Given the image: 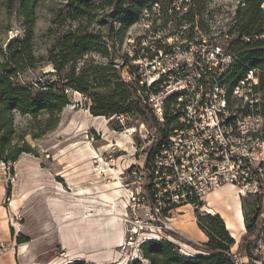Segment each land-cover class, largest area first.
Here are the masks:
<instances>
[{"label":"rangeland","instance_id":"rangeland-1","mask_svg":"<svg viewBox=\"0 0 264 264\" xmlns=\"http://www.w3.org/2000/svg\"><path fill=\"white\" fill-rule=\"evenodd\" d=\"M20 1L0 0V71L6 62L9 45L24 35ZM161 1L169 8L168 4L173 2L178 11V22L173 19L165 28L162 27L165 14L162 13L163 4H159ZM194 1L157 0L154 4L138 8L137 17L129 24H122L123 19L115 15V0H91L94 12L86 19H77L73 10L76 7L75 0H37L34 7V55L38 60L47 59L49 52L57 47L58 40L64 34L81 30L80 35L94 37L95 43L107 48L109 53L107 58L92 54L85 60L92 58L97 63L106 64L113 61L127 84H132L128 83V78L133 80L139 73L135 67L136 61H151L156 55L160 56V52L167 55L169 63L193 74L199 58L201 66H208V61L211 62L220 49L223 56L229 57L228 65L224 68L227 75L237 62V54L229 50V45L235 39L232 33L235 32L236 12L246 0ZM184 3L186 6L182 8ZM191 11L195 14L194 21L191 24L180 23L179 20ZM177 23L180 25L176 26ZM159 44L162 49L158 51ZM54 71L51 65L45 63L28 71L23 79L33 81ZM251 72L258 82L259 105L264 117V90H261L264 72L249 71L246 77ZM20 78L22 80V75ZM43 80L46 82L50 78ZM223 83L230 87L226 79ZM68 95L71 104L64 109L58 128L38 140L30 136L26 138L34 153L22 155L12 165L0 163V264H23L24 261L28 264H74L80 262L78 256L98 261L99 264H106L104 261L109 259L117 260L118 264H129L136 258L142 264H149L140 257V248L145 242L139 243V248L127 245V231L131 229L127 190L133 181L130 173L143 165L147 158L150 159L149 154L146 156L149 142L154 137H161L157 124L152 118L137 114L110 119L94 117L90 113L91 102L87 97L72 90L68 91ZM127 123L123 131L114 130ZM30 124L29 118L15 115V126L20 134L25 133ZM221 189L224 190L221 197H218V193L214 197L205 198L207 204L202 202L204 206L198 209L199 213L210 214L206 209L214 211L216 215L221 211L227 212L235 230L240 225L244 226L231 247L232 257L239 256L246 264H252V260L264 264V178L261 193L255 197H244L230 185ZM116 192L120 193L116 195V203L104 208L101 205L103 195L113 196ZM44 196L46 201L61 203L52 207L50 202L48 204L42 200ZM39 199L42 210L40 205L37 208L27 207L29 202ZM237 200L241 204L243 219L238 216L239 205L235 207ZM81 201L96 204L87 203L89 209L86 210L79 207ZM73 205L76 207L73 208ZM181 210L173 220V230L167 235V240L176 245L179 253L184 256H205L196 250L203 247L199 241L204 234L195 226L197 210L192 207H183ZM254 210L256 213H249ZM39 212L46 214L44 220L49 218L53 222L51 229L45 230L36 223ZM180 215L185 217L179 218ZM257 216V222L253 223ZM113 219H117L114 224L116 229L110 231L108 226H111ZM180 220L187 222L184 224V233L181 225H176L180 224ZM246 222L248 226H253L250 233L247 232ZM70 226H77L78 230L86 227L94 236L84 253L79 251L77 239L73 244L70 243ZM120 233H123L121 243L117 238ZM182 234L198 242L193 243ZM246 239L250 243L248 249L244 245ZM105 240H108V245L113 244L105 246ZM23 246L28 247V256L23 254ZM248 252L252 258L247 256Z\"/></svg>","mask_w":264,"mask_h":264},{"label":"built area","instance_id":"built-area-1","mask_svg":"<svg viewBox=\"0 0 264 264\" xmlns=\"http://www.w3.org/2000/svg\"><path fill=\"white\" fill-rule=\"evenodd\" d=\"M166 59L160 52L151 61H136L139 73L127 80L161 136L149 142L150 159L130 173L127 245L138 248L146 241L167 240L183 207L198 210L209 194L226 185L244 197L258 196L264 178V117L253 73L231 90L223 83L229 57L220 49L208 66H201L199 58L193 74ZM233 260L246 264L236 255Z\"/></svg>","mask_w":264,"mask_h":264},{"label":"trees","instance_id":"trees-1","mask_svg":"<svg viewBox=\"0 0 264 264\" xmlns=\"http://www.w3.org/2000/svg\"><path fill=\"white\" fill-rule=\"evenodd\" d=\"M115 1L117 13L115 15L123 19L122 24H129L137 17L138 8L154 4L157 0ZM75 2L76 7H73V10L77 19L92 16L94 6L91 0H75ZM263 2V0H246L236 12L235 32L232 33L235 39L229 45V50L237 54V62L233 65L234 69L232 67L225 77L231 90L239 81L246 78L249 71L264 72ZM36 3L37 0L20 1L24 35L9 45L6 62L0 71V163L12 165L18 162L22 155L33 154L34 151L26 138L30 136L33 140H38L58 128L64 109L71 104L68 95L70 90L90 100V113L94 117L110 119L137 114L155 120L147 106L143 104L142 98L136 93L135 86L123 81L113 61L106 64L97 63L92 58L85 60L92 54L107 58L109 53L107 48L99 47L95 43L94 37L80 35L81 30L64 34L58 40L57 47L49 52L48 58L38 60L33 51ZM110 3L113 5L112 2ZM159 4L162 5L163 2ZM173 4V2L168 4L170 8L162 5V13L165 14L162 19L164 28L173 19L178 22L176 18L178 11ZM184 6L185 3L181 5L182 8ZM194 17L195 14L191 11L179 22L191 24ZM161 49L162 46L159 44L157 50ZM44 62L55 70L42 76L50 80L45 82L43 78L33 81L23 79L28 71L44 65ZM157 89L155 85L153 90ZM261 90H264V74L261 77ZM16 114L31 121L25 133L20 134L15 126ZM126 125L128 126V123L115 127L114 130L121 132ZM150 152L151 150L149 155ZM203 206L204 204H201V207ZM244 211L247 215L246 209ZM253 212L255 210L249 211L250 214ZM196 219L198 228L208 240L203 247H198L196 250L204 253L205 256L189 258L180 254L178 247L172 242L162 240L145 242L140 248V257L149 264H235L231 255V247L235 244V240L231 237L223 219L219 215H202L199 210L196 211ZM257 219L258 216L253 219V223L257 222ZM246 223L247 232L250 233L253 226H248V222ZM249 244V239H246L244 245L247 249ZM249 252L247 256L252 258ZM74 264L87 263L80 261ZM129 264H142V262L136 258Z\"/></svg>","mask_w":264,"mask_h":264},{"label":"crops","instance_id":"crops-1","mask_svg":"<svg viewBox=\"0 0 264 264\" xmlns=\"http://www.w3.org/2000/svg\"><path fill=\"white\" fill-rule=\"evenodd\" d=\"M223 192H224V190L223 189H221V190H219V191H217V192H214V193H211V194H209L208 195V197H214L215 195H217L218 193H219V196L218 197H221L222 195H223ZM205 203L207 204V201L205 200ZM236 205H239V210H240V212L242 213V208H241V204H240V202H239V200H237V201H235V207H236ZM222 210V209H221ZM220 210V211H221ZM182 210L180 209V212H181ZM206 211H207V209H206ZM208 212V211H207ZM70 213V212H69ZM71 213H73V212H71ZM209 213V212H208ZM227 213V212H226ZM225 212H223V211H221L220 212V216L224 219V221H225V223H226V226H227V229H228V231H229V233L231 234V236H232V238L235 240V241H237V239L239 238V235H238V233L240 232H242L243 230H244V226H239L238 227V230L236 229L235 230V227H233V225L230 223L231 222V216H228V213L226 214ZM210 214H213V215H216L215 213H214V211H212V213H210ZM218 214V213H217ZM243 214V213H242ZM74 216V215H73ZM72 216V217H73ZM183 217H185L184 215H180L179 216V218H183ZM243 219V218H242ZM73 221V220H72ZM176 221V220H175ZM230 221V222H229ZM70 222V221H69ZM177 222V221H176ZM185 223H187V222H183L182 220H180V224H176V225H181V230L183 231V233L186 231V227H185ZM195 223H196V221H195ZM194 223V224H195ZM197 224V223H196ZM195 224V226L198 228V225H196ZM77 227V226H76ZM75 226H74V228H72V226H70V228H68V230H69V236H68V238H69V240H70V243L71 244H73L74 242H76L77 241V243H78V248H79V251H81L82 253H84V251H85V249L86 248H88V247H90V241H91V239L94 237V236H92L91 235V231H90V229H87L86 227H83L82 228V230H78V228H76ZM178 227V226H177ZM232 228V229H231ZM237 228V227H236ZM86 229V230H85ZM90 231V232H89ZM244 234V233H243ZM183 235V234H182ZM185 235V234H184ZM183 235V236H184ZM203 235V239H201V241H199V243H201V244H205L208 240H207V237L204 235V234H202ZM186 236V238L189 240V241H191V242H193V243H195L196 241H194V239L193 238H191V237H189V236H187V235H185ZM184 236V237H185ZM102 237H105V235H103ZM106 238V237H105ZM77 239V240H76ZM76 240V241H75ZM109 240V239H108ZM108 240L106 241H104V245L105 246H111L113 243H110L109 245L106 243V242H108ZM198 242V241H197ZM196 242V243H197ZM87 243V246L85 247V244ZM119 243H121V241L119 242ZM191 254V253H190ZM80 257H83V255H80ZM86 258V257H85ZM85 258H79V256H78V261H84V262H86V263H92V264H99V263H97L98 261H93V260H87V259H85ZM107 261V262H106ZM106 261H104V263H106V264H118L117 263V260H113V259H109V260H106Z\"/></svg>","mask_w":264,"mask_h":264},{"label":"bare ground","instance_id":"bare-ground-1","mask_svg":"<svg viewBox=\"0 0 264 264\" xmlns=\"http://www.w3.org/2000/svg\"><path fill=\"white\" fill-rule=\"evenodd\" d=\"M120 192V191H119ZM116 195H120V193H118V192H116L115 194H113V196H104L103 195V197H102V202H103V204H101L104 208H108V204L111 206V205H113V204H115L116 203ZM42 197V196H41ZM236 197H238V196H236ZM122 198V197H121ZM42 200H44V202H46V203H48V204H50L51 203V205L50 206H52V207H54V206H58L60 203L59 202H57V201H54V200H49V201H46L47 199L45 198V196H44V198L42 199ZM40 199L39 200H33V201H31V202H29V204L30 205H27V207L29 208V207H33V208H37V207H40L41 206V210H42V205H40ZM50 202V203H49ZM101 202V201H100ZM72 202H68V204H71ZM96 204L95 202H91V201H89V202H86V201H81V204H80V208H84V209H86V210H88L89 209V206H88V204ZM106 203V204H105ZM121 204L122 205H124V203L123 202H121ZM40 205V206H39ZM48 206V205H47ZM73 208H75L76 206L75 205H73L72 206ZM48 208H50L49 206H48ZM209 208V207H208ZM107 211V210H106ZM207 211L209 212V213H212V211L211 210H209V209H207ZM42 212V211H41ZM41 212H39V217H38V219H36L37 221H36V223H38V225H42V227H44L45 228V230H49V229H51L52 228V226H53V222L49 219V218H46L45 220L43 219V217H45V215H44V213L43 214H41ZM90 212V211H89ZM41 215V216H40ZM238 216H240L241 217V219L243 218V214L240 212V210H238ZM116 222H117V219H113V222H111V226H108V228L110 229V231H114L115 229H116V227H114V224H116ZM107 227V226H106ZM69 236V235H68ZM118 241L120 242H122L123 241V233H120V234H118ZM125 241V240H124ZM22 251L24 252L23 254H25V255H29V249H28V247L27 246H23L22 247ZM21 254V253H20ZM27 258V257H26ZM26 260V259H25ZM23 264H28L26 261H24L23 262Z\"/></svg>","mask_w":264,"mask_h":264}]
</instances>
